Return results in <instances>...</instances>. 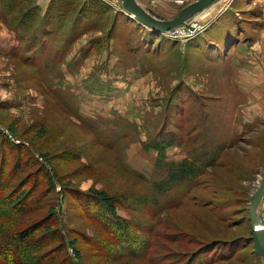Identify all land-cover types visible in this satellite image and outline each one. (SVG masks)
I'll return each mask as SVG.
<instances>
[{
  "label": "rangeland",
  "instance_id": "374dc122",
  "mask_svg": "<svg viewBox=\"0 0 264 264\" xmlns=\"http://www.w3.org/2000/svg\"><path fill=\"white\" fill-rule=\"evenodd\" d=\"M62 1L53 0L45 11L52 16L39 22L35 14L23 18L34 3H18L13 12L10 5L9 13L8 1L0 2V156L5 135L27 147L24 160L37 157L56 181L52 189L41 163L22 161L11 183L26 179L25 186L37 187L41 209L0 223L20 230L53 207L66 238L77 240L80 258L72 247L69 254L78 264H201L213 241L225 246L210 264H264L246 239L264 178V0H232L229 11L212 3L196 16L218 19L185 44L127 19L122 0H104L103 16L80 14L85 0H71L72 9L60 12ZM188 4L161 0L147 10L169 20ZM42 27L51 38L27 59L25 40ZM142 37L154 44L145 46ZM232 40L240 42L226 52ZM193 127L195 136L188 137ZM170 129L185 144L170 147L158 165L157 151L145 144ZM211 137L217 166L157 195L154 185L168 164L187 157L189 140L203 144L197 151L203 153ZM94 190L117 198V214L129 225L120 240L115 216L100 201L75 195ZM258 215L264 223V195Z\"/></svg>",
  "mask_w": 264,
  "mask_h": 264
},
{
  "label": "trees",
  "instance_id": "16d2710c",
  "mask_svg": "<svg viewBox=\"0 0 264 264\" xmlns=\"http://www.w3.org/2000/svg\"><path fill=\"white\" fill-rule=\"evenodd\" d=\"M16 2H13L11 5L15 8V6L18 5V3H31L30 0H16ZM89 4L82 6L80 8V14L84 12L85 15H88L89 12L87 10L89 9L90 14L92 16H103L107 11H109V7L105 5L101 0H85V2ZM53 6L56 5V2H53ZM52 5L49 7V10H52ZM74 3L71 0H64L59 3V11L60 12H68L69 9H72ZM64 6V7H63ZM15 11V10H14ZM52 13V12H51ZM35 14V18L37 20L38 17V8L35 4H33L32 7H30L24 14L23 18H25L30 15ZM121 14L118 13L117 16ZM127 19L136 21L131 19L128 15L124 14ZM60 16L64 17L60 14ZM115 18V22H117L118 18ZM65 18V17H64ZM84 19H86L84 17ZM48 20V19H47ZM128 20V21H129ZM76 27V24H73V28ZM91 30V28L87 29L86 31ZM157 32H154V34ZM81 34H84V32L81 30ZM153 34V35H154ZM158 34V33H157ZM76 36V35H75ZM234 36V35H233ZM144 41L148 42L145 43V46L148 44H154L153 38L151 39V42L148 40H145L146 38L142 37ZM165 39V38H164ZM195 39V38H194ZM194 39L190 40L189 42L194 41ZM37 40V38H35ZM168 41H172L173 43H177L176 40H170L165 39ZM240 41L235 40L229 42V45H227L226 52L229 51L231 48L236 47V44H238ZM247 42V41H246ZM251 42V41H250ZM69 47V45H66ZM159 46V45H158ZM129 52L133 51V49L136 48H128ZM37 48H34L33 51L29 52L26 56L27 59L33 58V55L36 54ZM91 49L85 51V55L90 53ZM43 52H44V46H43ZM183 111V110H182ZM179 131H184L183 127L178 126L177 127ZM197 127L192 128V132L189 133L188 137H194V133L197 130ZM162 131V130H161ZM6 143L5 145H2L3 148H6V146L11 147L9 150L6 148L7 153L2 148V156H0V218H11L13 216H19L21 214H33L36 211H39L41 209L40 204L42 203L43 193H39L37 190V187L34 188L33 186L28 187V184H26V179H22L20 182L11 183L12 177H14V173L18 172L20 170V165L22 161H26V165H32L31 161L37 162L38 164L41 163L40 168H42V175L47 179V183L49 186L54 189L55 187V179H53L52 173L49 171L50 169L36 157V160L32 157V160L29 161V159L24 160V153L25 151H29L27 147L16 144L13 141H9L7 137L3 136ZM159 137V138H158ZM153 142L145 144V149H153L157 151V159H158V165L160 164V161H162L163 156L165 155L166 151L173 146L176 145H183L185 144L184 138L178 134V132H175L174 130L170 129L165 131L163 135H159ZM192 140H189L188 144H192L193 148L191 151H189L187 157L184 158L181 162H171V164H168V170L162 180L160 182H157L154 185V191L157 195L161 196L164 193H166L168 190H170L173 186L182 185L183 183L190 182L193 180L198 179L199 177L204 176L209 170L213 169L217 166L216 161V155L218 151L215 149L214 142L212 140V137L210 138V143L212 147L210 148L208 145L203 146V148L206 149L203 153H198L197 151L203 144L198 143L197 139L191 138ZM3 143V140H2ZM191 146V145H190ZM203 150V149H202ZM13 151V153H12ZM222 153V152H221ZM19 169V170H17ZM17 185L21 186V189L17 188ZM18 189V190H17ZM45 193V192H44ZM75 195L79 201H85L88 202L89 199H96V201H100L106 209L115 216L114 220V227L117 229L115 235L119 239V232L121 237H123L125 234V231H128L129 225L125 222L124 218H121L117 214L116 209V202L117 198L115 196L109 195L107 191L105 190H94L91 193H83V192H75ZM155 203V202H154ZM54 208L50 207L48 209V214L46 217H44L42 220H39L38 222L33 223L30 226H27L23 229H13L12 231L6 230L9 224H6L4 222L0 223V259L4 262V264H78L76 260H74L73 257L69 254V247H72L75 249L74 256L75 258H80V253L76 248V239L68 240L66 238L65 232L58 226V219H54V215L52 216V213L54 212ZM32 226V227H31ZM250 244H253L252 239V230L250 237L246 238ZM218 241H213L209 248H206V259L200 257V259H203V262L201 264H210L214 263L215 260L221 258L220 255L217 254V251L220 246V244H213ZM220 242H225L223 240H220ZM234 241L228 243V246H232ZM131 247V245H129ZM254 246V244H253ZM126 249V248H125ZM201 252V253H202ZM215 252V253H214ZM55 253V254H53ZM258 254V253H257ZM228 255L227 253L224 254V256ZM259 255V254H258ZM52 256V257H49ZM195 256V255H194ZM223 256V255H222ZM263 257V256H261ZM186 258V257H185ZM264 258V257H263ZM45 260H47L45 262ZM180 264V263H178ZM185 264H192L188 263V261Z\"/></svg>",
  "mask_w": 264,
  "mask_h": 264
},
{
  "label": "water",
  "instance_id": "95a60500",
  "mask_svg": "<svg viewBox=\"0 0 264 264\" xmlns=\"http://www.w3.org/2000/svg\"><path fill=\"white\" fill-rule=\"evenodd\" d=\"M124 12L133 20L140 22L154 30L166 31L186 21L208 8L216 0H196L183 7L178 15L169 20H162L155 17L149 10L141 6L137 0H122ZM264 195V178L257 188L251 207L252 239L255 251L264 257V223L259 218L258 206Z\"/></svg>",
  "mask_w": 264,
  "mask_h": 264
},
{
  "label": "crops",
  "instance_id": "0c3cea01",
  "mask_svg": "<svg viewBox=\"0 0 264 264\" xmlns=\"http://www.w3.org/2000/svg\"><path fill=\"white\" fill-rule=\"evenodd\" d=\"M8 1V5L7 6H5V11L6 12H9L7 9H11L10 8V5L13 3V2H17L16 0H7ZM10 1V2H9ZM32 3H34L36 6H37V8H38V12L40 11L41 12V17H39V18H37V22H39V20H41V21H43V20H47L49 17H50V15L52 16V14L51 13H48L47 15H46V13H45V11H47L48 9H49V5H50V3L53 1V0H30ZM163 1H169V3H171V2H175V3H177L176 1L177 0H163ZM185 1V0H184ZM194 1H196V0H187V4L188 3H191V2H194ZM232 1V0H216L214 3H215V5H218L219 6V8L221 9V10H223V8H227V11H229L230 9H231V5H230V2ZM0 2H1V0H0ZM101 2H104L105 3V1L104 0H101ZM253 2L255 3V0H253ZM138 3L141 5V6H144V8H146V9H150L149 8V5H148V1L147 0H140V1H138ZM167 5V4H166ZM146 6V7H145ZM17 6H15V8H16ZM15 9H14V7L10 10V12H13ZM225 10V9H224ZM9 12V13H10ZM225 12V11H224ZM223 12V13H224ZM43 13V14H42ZM222 13V14H223ZM209 15V14H208ZM16 19V18H15ZM218 19V18H217ZM216 19V20H217ZM216 20H215V22H216ZM34 32H32V36L30 37V38H27L26 40H25V42H26V45H25V48H27L28 49V51L29 52H31V51H33L34 50V48H36V45H39V44H45L46 43V41H48V39L49 38H51V35L50 36H48L47 34L49 33L48 31H49V29L48 28H45V27H42L41 29L40 28H38V29H35V30H33ZM11 33H13V34H15V33H17V31L15 32L13 29H11V31H10V34ZM19 34V33H18ZM18 34H16V36L18 35ZM40 34V35H39ZM39 36H42L41 38H39ZM35 38H37V40H35ZM20 42V40L19 39H17V43H19ZM60 43V41L59 40H57L56 42H55V45H58ZM64 44H65V41H64ZM63 48H65V45H63ZM68 49H69V47H67ZM234 48H236V47H234ZM57 49H59V48H57ZM26 54L28 55V52H26ZM119 78V77H118Z\"/></svg>",
  "mask_w": 264,
  "mask_h": 264
},
{
  "label": "built area",
  "instance_id": "2783aa9c",
  "mask_svg": "<svg viewBox=\"0 0 264 264\" xmlns=\"http://www.w3.org/2000/svg\"><path fill=\"white\" fill-rule=\"evenodd\" d=\"M148 5L150 8L156 6L158 3H160L161 0H147ZM178 4H183L184 0H177ZM230 2V1H229ZM208 16V14L206 15ZM212 16H210L206 22L201 21L197 18V16H194L186 21V23L177 25L169 30L166 31H160L159 34L165 38L170 40H176L183 44L188 43L190 40L196 38L198 35L203 33L208 26H211V19ZM9 134V132H8ZM10 138H14L9 134ZM13 142H15L14 139H12Z\"/></svg>",
  "mask_w": 264,
  "mask_h": 264
}]
</instances>
